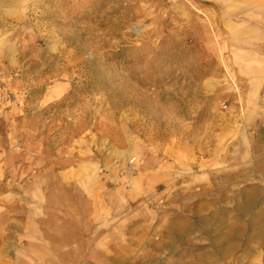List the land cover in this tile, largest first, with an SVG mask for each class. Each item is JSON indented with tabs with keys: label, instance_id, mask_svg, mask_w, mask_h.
I'll return each instance as SVG.
<instances>
[{
	"label": "rangeland",
	"instance_id": "rangeland-1",
	"mask_svg": "<svg viewBox=\"0 0 264 264\" xmlns=\"http://www.w3.org/2000/svg\"><path fill=\"white\" fill-rule=\"evenodd\" d=\"M253 41L264 0H0V264H184L203 174L264 172Z\"/></svg>",
	"mask_w": 264,
	"mask_h": 264
},
{
	"label": "crops",
	"instance_id": "crops-1",
	"mask_svg": "<svg viewBox=\"0 0 264 264\" xmlns=\"http://www.w3.org/2000/svg\"><path fill=\"white\" fill-rule=\"evenodd\" d=\"M256 20L254 9L253 26ZM257 48L253 41V105L258 104L259 89L264 83V78L258 77L264 73V65H261L264 54ZM219 171L225 172L224 169ZM212 172L208 169L203 174L202 182L207 191L202 194V203L181 218L187 227L176 237L185 242L184 264H264V172L251 167L247 175L258 178V182L253 183L252 188H243L240 175L235 178L234 191L227 194L210 192ZM175 217L178 222L179 217ZM40 240L45 243L44 239ZM6 243L10 247L13 242L9 238ZM167 247L173 252L181 248L170 243Z\"/></svg>",
	"mask_w": 264,
	"mask_h": 264
}]
</instances>
